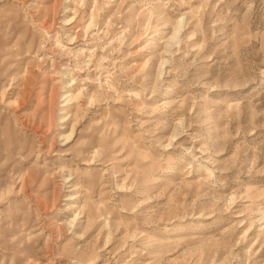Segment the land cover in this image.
Listing matches in <instances>:
<instances>
[{"label":"rangeland","instance_id":"1","mask_svg":"<svg viewBox=\"0 0 264 264\" xmlns=\"http://www.w3.org/2000/svg\"><path fill=\"white\" fill-rule=\"evenodd\" d=\"M0 264H264V0H0Z\"/></svg>","mask_w":264,"mask_h":264}]
</instances>
